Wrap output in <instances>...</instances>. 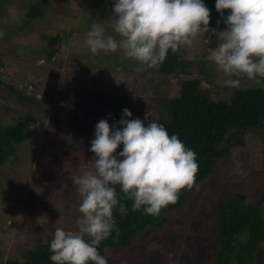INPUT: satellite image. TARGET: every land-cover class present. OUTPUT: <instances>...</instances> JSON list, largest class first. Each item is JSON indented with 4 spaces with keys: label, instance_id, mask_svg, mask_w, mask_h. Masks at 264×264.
I'll return each instance as SVG.
<instances>
[{
    "label": "rangeland",
    "instance_id": "1",
    "mask_svg": "<svg viewBox=\"0 0 264 264\" xmlns=\"http://www.w3.org/2000/svg\"><path fill=\"white\" fill-rule=\"evenodd\" d=\"M40 1L0 0V79L15 88L27 87L24 93L37 95L45 108L23 106L0 85V122L13 124L29 112L40 119L32 127L33 138L19 146L18 157L0 170V185L6 190L0 196V262L21 259L22 251L35 248L37 237L47 242L57 228L77 229L79 206L73 201L79 193L63 167L70 145L93 138L99 120L108 119L110 125L118 121L124 108L130 109L132 118L164 120L159 99L177 97L180 84L188 77L163 76L156 67L137 71L138 62L121 50L92 53L85 43L92 22L101 23L106 34L117 35L112 29V13L98 0H46L44 17L26 25L27 5ZM69 33L61 51L48 59V39ZM221 42V30L208 27L190 45L180 47L182 59L193 63L189 75L200 76L202 62L211 81L207 86L222 97L230 96L234 89L264 86V78L249 79L246 74L240 75L238 87L224 84L228 77L213 59ZM56 110L81 112L77 127L68 117L57 124L51 117ZM243 141L219 161L215 174L192 195L187 210L170 216L177 233L149 228L130 250L108 251V264H216L213 258L219 243L203 224L205 215L237 193H246L251 202L264 197L262 142L256 132H248ZM171 234L182 238L173 244L168 238ZM175 249L178 251L173 252Z\"/></svg>",
    "mask_w": 264,
    "mask_h": 264
},
{
    "label": "clouds",
    "instance_id": "2",
    "mask_svg": "<svg viewBox=\"0 0 264 264\" xmlns=\"http://www.w3.org/2000/svg\"><path fill=\"white\" fill-rule=\"evenodd\" d=\"M215 8L227 25L213 56L228 77L224 84L238 87L241 74L264 78V0H216ZM225 9L230 10L226 17ZM210 12L205 0H115L111 23L119 38L94 21L85 43L92 53L121 50L143 71L158 67L169 51L190 45L206 31ZM132 117L124 108L111 125L108 119L96 123L90 167L72 178L81 198L77 229L55 230L49 243L54 264H108L98 246L118 233L114 210L122 216L128 211L117 185L133 202V211L150 215H159L178 200L181 189L193 186L199 167L195 150L178 134L170 135L163 123Z\"/></svg>",
    "mask_w": 264,
    "mask_h": 264
},
{
    "label": "trees",
    "instance_id": "3",
    "mask_svg": "<svg viewBox=\"0 0 264 264\" xmlns=\"http://www.w3.org/2000/svg\"><path fill=\"white\" fill-rule=\"evenodd\" d=\"M98 1L113 15L115 0ZM215 2L216 0H205L206 5L211 9L208 27L215 31H224L227 25L224 23V17L216 10ZM46 4V0H41L27 5L26 25L44 17ZM229 11L224 10L225 17ZM70 35L71 33L68 36H52L48 39L50 49L48 59H52L61 51L63 41ZM181 53V48L176 52L169 51L165 60L156 67L157 73L163 76L182 74L188 77L184 78L180 84L177 97L159 99V105L166 117L164 120L155 121L163 123L170 135L178 134L185 145L197 153L199 167L195 182L192 187L181 189L178 200L162 208L159 215L146 214L142 210L133 211V202L124 196L117 185L118 195L127 205L128 211L127 215L122 216L114 210L118 233L113 231L98 246L100 254L105 257L106 253L112 249L123 252L130 250L137 242L138 236L149 228H155L164 233L168 230L177 233L170 216L174 212L187 210L192 195L203 187L206 179L215 174L219 161L228 158L233 148L244 143V137L248 132H256L259 135L263 146L262 167L264 168V86L245 90L234 89L230 96L222 97L220 92L207 86L211 84V81L202 69L203 63L200 62L201 69L198 73L202 77L201 75L191 76L189 74L193 63L182 59ZM0 85L8 88L23 106L30 104L33 107L45 109L41 107L42 102L36 97L37 95L24 93L27 87L15 88L1 79ZM80 115L81 112L78 115V113L70 114L56 110L52 112L51 117L57 124L63 123L67 117L71 118L70 122L76 128ZM38 121L40 119L37 114L29 112L19 116L13 124L0 122V170L5 168L11 159L18 157L19 146L33 138L32 127ZM151 121L153 120L145 121V123ZM92 139L94 137L89 138L82 145H70L65 158L63 157V167L69 173L68 177L80 175L85 167H90V160L94 157V153L90 151ZM122 147L123 145L117 151L122 150ZM71 169L75 171L71 172ZM75 188H77L76 185ZM5 193V188L0 185V196ZM80 199V196L74 199L73 204L79 206ZM263 204L264 197L262 200L251 202L246 193H237L221 200L214 213L205 215L203 224L208 228V233L211 231L212 236L219 243L213 258L216 264H264ZM75 214L80 215L78 209ZM75 214L72 212L71 215ZM168 238L171 243L176 244L182 237L180 234H171ZM50 241L45 242L41 236L37 237L35 248L22 251L21 259L11 258L0 264H54L50 260ZM262 249L263 252H261ZM177 251L178 249H175L173 252Z\"/></svg>",
    "mask_w": 264,
    "mask_h": 264
}]
</instances>
